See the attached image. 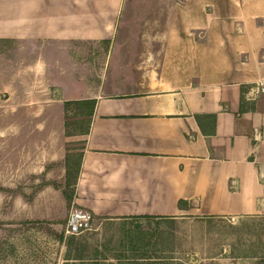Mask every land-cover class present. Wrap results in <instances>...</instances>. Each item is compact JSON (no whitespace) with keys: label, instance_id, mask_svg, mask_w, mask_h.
<instances>
[{"label":"crops","instance_id":"1","mask_svg":"<svg viewBox=\"0 0 264 264\" xmlns=\"http://www.w3.org/2000/svg\"><path fill=\"white\" fill-rule=\"evenodd\" d=\"M124 4L0 0V37L111 38L143 22L147 69L97 88L73 202L110 218L264 211V95H244L264 79V0H150L144 16ZM34 59L23 77L47 69Z\"/></svg>","mask_w":264,"mask_h":264},{"label":"rangeland","instance_id":"2","mask_svg":"<svg viewBox=\"0 0 264 264\" xmlns=\"http://www.w3.org/2000/svg\"><path fill=\"white\" fill-rule=\"evenodd\" d=\"M129 1L133 14L151 12L150 0ZM124 5L121 15L130 8ZM142 25L125 23L133 31L111 38L0 37V264H264V211L137 219L92 213L79 233H66L69 212L81 208L72 190L94 94L103 82L124 88L128 75L147 69V55L135 52ZM37 57L47 69L23 77ZM244 95H264V79Z\"/></svg>","mask_w":264,"mask_h":264},{"label":"built area","instance_id":"3","mask_svg":"<svg viewBox=\"0 0 264 264\" xmlns=\"http://www.w3.org/2000/svg\"><path fill=\"white\" fill-rule=\"evenodd\" d=\"M93 215L88 209L74 208L69 212L65 223V231L69 234H77L92 220Z\"/></svg>","mask_w":264,"mask_h":264},{"label":"trees","instance_id":"4","mask_svg":"<svg viewBox=\"0 0 264 264\" xmlns=\"http://www.w3.org/2000/svg\"><path fill=\"white\" fill-rule=\"evenodd\" d=\"M92 102H93V104H94V102H95V100L93 99L92 100ZM79 166V165H78ZM77 172H78V169H77ZM73 192H74V190H72ZM164 216H166V215H131V216H127L126 218H157V217H164ZM211 216H215V215H211ZM206 217H209V216H206ZM137 229H139L138 228V224H136V225H134ZM139 230H141V229H139ZM131 237H134V235L132 234L131 235ZM129 238V240H130V242H133L132 240H134V239H132V238ZM140 238H142V237H140ZM95 262L94 263H92V264H98L97 263V261L98 260H94ZM81 264H85L84 263V261H82V263Z\"/></svg>","mask_w":264,"mask_h":264}]
</instances>
